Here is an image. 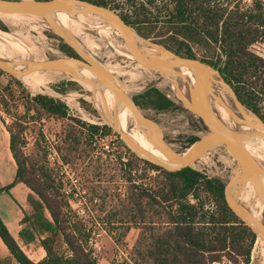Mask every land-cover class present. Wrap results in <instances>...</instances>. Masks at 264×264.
Here are the masks:
<instances>
[{"label": "trees", "instance_id": "obj_1", "mask_svg": "<svg viewBox=\"0 0 264 264\" xmlns=\"http://www.w3.org/2000/svg\"><path fill=\"white\" fill-rule=\"evenodd\" d=\"M83 1L118 11L145 38H149L148 29L159 27L164 36L158 43L182 57L197 59L194 45L218 47L224 58L220 73L235 88L243 104L264 120V58L250 49L256 42L264 40V2L255 0L254 5L246 9L242 7V0ZM0 29L6 31L2 25ZM81 48L87 51L85 47ZM62 49L70 57H80L68 44L63 43ZM214 64L211 67H216ZM6 91L15 99L11 88ZM67 92L63 91L64 94ZM25 95V115L14 126L6 125L17 164L16 179L6 189L24 183L40 200L31 199L34 210L24 220V233L29 242L39 239L47 252V258L37 264H98L89 248L90 234L79 220L73 223L68 214L73 210L71 202L64 198L50 174L35 169L38 164L28 159L22 147V134L27 129L22 122L25 116L34 112L33 119L37 120L44 116L56 120L70 119L69 106L49 96ZM136 103L142 109L157 112L178 107L154 87L139 96ZM72 120L87 127L80 120ZM88 131L90 138L102 131L113 132L108 126L102 128L98 125L88 126ZM65 142L71 151L76 149L79 139L70 132ZM129 151V161L125 163L120 158L125 182L120 196L123 212L110 213L104 222L109 226L111 237L114 232L123 230L114 237L116 243L124 241L132 226L142 224L148 231L146 249L139 250L138 244L133 254L134 257L140 255L146 264H214L224 257L232 258V254L250 257L258 235L229 207L226 185L222 180L193 168L168 171ZM140 165L145 166V170L135 174ZM148 172L156 173L149 182ZM39 173L45 178H38ZM93 191L94 195L97 194V189ZM75 217L79 219L78 215ZM0 237L20 264H36L18 245L1 216ZM59 243L67 249H59ZM135 264L141 263L135 260Z\"/></svg>", "mask_w": 264, "mask_h": 264}, {"label": "rangeland", "instance_id": "obj_2", "mask_svg": "<svg viewBox=\"0 0 264 264\" xmlns=\"http://www.w3.org/2000/svg\"><path fill=\"white\" fill-rule=\"evenodd\" d=\"M242 7H244L243 4ZM16 19L19 21H14ZM66 22L74 23L75 21L67 19ZM0 25L6 28V31L0 29L1 31L10 34L22 45L25 42L26 48H30V50L32 48L28 57H23L21 54L16 55V57L8 53V56L3 58L5 61L14 64L16 71L23 72L26 70L27 66L23 65L25 62H40L68 57L62 49L63 43L67 44V42L44 17L28 14H0ZM78 26L87 28L81 23H78ZM133 29L142 40L166 48L158 43L164 36L160 33L159 27L148 29L149 38L143 37L135 28ZM115 30L112 31V36L111 34L106 36L93 28L84 29L82 32L73 33V42L78 46L85 47L89 54L86 53V55L98 63L106 73L112 75L118 81L119 87L123 90L126 89V94L135 102L139 96L153 87L171 99L178 106L177 109L162 112L140 109L148 118L155 120L161 126L166 141L176 153L181 155L188 153L195 142L211 133L206 121L181 102L170 79L163 77L158 70L142 67L135 58L130 59L128 55L131 53L122 35L117 29ZM250 49L256 55L264 58V40L256 42ZM193 50L197 59L206 61L210 66L215 63L216 67L213 66V68L220 72V67L224 65V58L218 47L208 48L203 45H194ZM167 72L166 70L165 74L168 77ZM43 74L44 71H41L34 75L40 78H50L57 75L51 73L45 77ZM0 76L2 77V82H0V116L6 121L7 126H14L19 118L25 115V94L49 96L62 100L69 106L70 119L56 120L44 116L37 120L33 119L34 112H31L27 117L25 116V119L22 118V122L27 128L22 134L24 142L22 147L28 159L38 164L35 169L50 174L61 188V194L67 201L71 202L73 210L68 214L73 223L79 220L87 234H90L89 248L93 250L98 264H135V260L138 263L146 264L140 255L134 257L133 254L134 248L138 244L139 250L146 249L148 241L146 227L142 224L132 226L124 241L116 243L114 237H118V234L123 230L114 232L112 238L108 234L109 226L104 222L110 213L123 212V208L120 206V196L123 193L125 182L120 158L122 157L125 163L129 161L131 156L129 149L137 156H142L141 158L144 160L161 165L165 169L167 167L154 161L151 156L135 151L113 126L106 122L104 116L105 102H102L103 99H101L97 104L95 96L99 95L102 87L107 85L95 75L94 79H91L93 85L89 89L75 81L70 74H66L53 79L51 83L36 84L30 89L21 81V78H15L1 71ZM216 79L221 81L218 75H216ZM6 88H11L12 92H15V99L10 97ZM215 89L214 86V91ZM63 91L68 92L64 94ZM218 92L221 96L227 97L228 104L235 108L233 97L226 87L220 88ZM184 97L188 98L186 92ZM247 109L251 111L249 108ZM115 112L116 107L114 106L110 113L113 115ZM72 118L80 120L87 127L76 123ZM90 125H98L102 128L108 126L113 132L102 131L96 134L94 138H90L88 131ZM70 132H72L73 137L79 139L76 149L71 151L67 146L68 143L65 142ZM130 134L133 135L134 133ZM241 147L264 167L261 150L257 151L249 142L242 144ZM217 148L207 150L201 159L192 165V168L206 176L222 180L227 186L235 176L239 164L225 146L220 145ZM145 168V166L140 165L134 173L140 174ZM167 169L169 170V168ZM146 174L148 175L147 182L150 181L151 177L156 176V173L152 172ZM38 178H45V175L39 173ZM260 187L261 194L258 193V188L250 176L244 180L243 194L258 203H262L264 207V183L261 177ZM93 189H97V194L94 195ZM76 215L79 219L75 217ZM29 216L27 217L29 218ZM262 244L263 240L258 235V240L249 258L232 254V258L224 257L220 262L214 264H264ZM58 247L59 249L61 247L66 249V246L61 243Z\"/></svg>", "mask_w": 264, "mask_h": 264}, {"label": "water", "instance_id": "obj_3", "mask_svg": "<svg viewBox=\"0 0 264 264\" xmlns=\"http://www.w3.org/2000/svg\"><path fill=\"white\" fill-rule=\"evenodd\" d=\"M77 5L83 7L82 10H77L81 13L93 14L107 18L120 32L131 55L134 56L139 65L146 69L158 70L161 72L163 77L172 80V82L176 84L177 95L181 102L193 113L206 121L211 133L203 139L195 142L188 153L184 155L176 153L166 141L161 126L155 120L148 118L142 112L137 103L132 100L123 89L118 87L108 78L98 63L92 60L88 55L84 54L78 45L61 35L58 31L57 32L65 39L67 44L74 48V50L78 53L80 56L79 58L68 56L48 61H29L23 64L27 66V69L23 72L14 70V64L0 58V70L15 78H20L24 75L41 71L72 74L78 68L89 69L94 73V75L100 78L102 82L107 84L118 96V98L130 109L139 124L148 131L146 137L154 143V145L169 161L178 166L177 168H169V170L167 167L166 170L168 171H178L185 168H192V165L198 162L203 154L209 150L212 145L215 143H222L228 152L238 161V170L241 173L240 177L236 178L234 182L231 181L227 184L225 192L226 201L231 210L243 222L250 226L257 235L264 239V223L254 218L248 209L239 203L231 194L232 186L242 182L248 176L252 175V171H256L264 177V167L254 157L240 147L236 141V133L232 131L218 116H215L212 103L222 106L230 118L241 126L245 125L252 128H264V120L255 113L249 111L243 105L234 88L225 81L220 72H217L213 67L198 59L182 57L168 48H164L147 40L144 41L148 42L150 47L157 49L158 53L145 58L141 54L139 46L136 43V35H139L124 20L118 11L83 0H0V12L41 16L46 18L51 25L53 24L56 26L53 20L49 17V13L52 11L72 12L75 11V6ZM181 67L190 69L195 78L193 86H190V93H188L187 99L184 97L182 88L179 86L178 81L169 76L167 77L165 74L166 70L169 72V70ZM216 75L221 78V81L216 79ZM216 83L228 88L242 117L236 115L234 111L224 102L220 95L214 91ZM114 129L122 136L128 145L132 144L133 147L135 146V144L130 141L127 134L123 133L116 127ZM142 153L145 152L142 151ZM249 221L254 223L256 228L249 225Z\"/></svg>", "mask_w": 264, "mask_h": 264}, {"label": "bare ground", "instance_id": "obj_4", "mask_svg": "<svg viewBox=\"0 0 264 264\" xmlns=\"http://www.w3.org/2000/svg\"><path fill=\"white\" fill-rule=\"evenodd\" d=\"M82 8H83L82 6L77 5V6H75V11H72V12H64V11H52V12H50L49 17L53 20L54 24L56 25V26H54L52 24V27L56 31H58L61 35H63L64 37H66L67 39H69L72 42H73V33L74 32H82L84 29L93 28L96 31H98L99 33H102L106 36L110 35L112 33V31H114L116 29L111 24V22L103 16H95L93 14H85V13H81L80 11H77V10H82ZM0 14H12V13L0 12ZM67 19L74 20L75 22L74 23L66 22ZM78 23L86 25L87 28L78 26ZM112 35L113 34H111V36ZM106 41H108V40H106ZM108 43H109V41H108ZM136 43L139 46L141 54L145 58L158 53L157 49L150 47L148 45V42L142 40L137 35H136ZM24 44H25V42H24ZM23 45L20 44L19 42H17L13 38V36H11L10 34L5 33V32L0 30V58L3 59L4 57L8 56V53L12 54L11 56H16L18 54H21V55H23V57H28L31 54L32 48L30 50V48H26L25 45L24 46ZM79 48L81 49V51L83 53L88 54V52L86 50L82 49L80 46H79ZM128 56L130 59L131 58L134 59L133 55L129 54ZM18 63H20V62H18ZM104 72L106 73L105 70H104ZM35 73L36 72L20 77L21 81L30 89L33 88L36 84H40V83L48 84V83H51V81L53 79L60 78L61 76L66 75V74L61 73V72L44 71L43 75H45V77L51 73H56L57 75L54 77H50V78H40V77H37L36 75H34ZM168 74H169V77L178 81V84L182 88L184 96H185V92H186V94L190 93V86H193V84L195 82L194 74L191 72L190 69H188L186 67L175 68V69L169 71ZM70 75L75 79V81H77L81 85L91 89V85H93L91 79L92 78L94 79L95 75L89 69L78 68L74 73H72ZM106 75L114 84H116L119 87L118 81L112 75H110L109 73H106ZM173 84H174V87L176 88V84L175 83H173ZM215 87H216L215 92L217 94H219L218 90L220 88H223L224 86L216 83ZM220 97L224 101H226V103L229 102L227 97H224L221 95H220ZM101 99H103L102 102H105V109L106 110H105L104 116H105L106 122L109 123L110 125H112L113 128L116 127L118 129H120L123 133L127 134L130 138V141H132L133 144H135L134 147L132 144H130L131 147L135 149V151H138V152L143 151L146 154H149L155 161H157L158 163H160V164H162L168 168H177L178 167L175 163H172L168 159H160L159 158V157H165V156L154 145V143L146 137V134H148L147 133L148 131L139 124V122L136 120L134 114L118 98V96L114 93V91L108 85L102 87L101 93L99 95L95 96V102L97 104ZM212 105H213L215 116H218L232 131H234L236 133V135H237L236 141L238 142L240 147L242 144L249 142V144H251L254 149H256L257 151L261 150L260 152L263 153V160H264V128H252V127L245 126V125H243V126L238 125L237 123H235L230 118V116L227 114V112L225 111V109L222 106H220L219 104H215V103H212ZM114 106L116 107V112H115V114L112 115V113H110V110ZM126 121H127V125H126ZM128 130L137 131V132H141V133H137V134L132 135L129 133ZM220 145L224 146L222 143H215L209 149L215 150ZM238 168H237V171L235 173V176L232 178V182H234L235 179L240 177V175H241ZM250 176L254 180L256 187L258 188V193L260 192V194H261L260 177H261L263 183H264V177H262L256 171H252V175H250ZM250 176H248V177H250ZM243 191H244V180L242 182L237 183V184L232 186L231 194L239 203L246 206V208L248 209V211L252 214V216L254 218H256L257 220L264 223V207H263L262 203H258L257 201L253 200L249 196L243 194ZM248 223L253 228H256L255 224L252 223L251 221H249ZM260 238L263 240L262 245L264 248V239L261 236H260ZM258 254H259V252H258ZM263 254H264V250H263Z\"/></svg>", "mask_w": 264, "mask_h": 264}, {"label": "crops", "instance_id": "obj_5", "mask_svg": "<svg viewBox=\"0 0 264 264\" xmlns=\"http://www.w3.org/2000/svg\"><path fill=\"white\" fill-rule=\"evenodd\" d=\"M1 78L0 76V82H2ZM10 146L11 135L0 116V190L6 189L16 179L17 164ZM31 199L40 201L38 196L24 183L2 191L0 193V216L21 249L31 261L37 264L47 258V252L41 247L39 239L30 243L28 236L24 233L26 231L24 220L33 213ZM47 217L50 218V215L47 214ZM0 264H20L1 237Z\"/></svg>", "mask_w": 264, "mask_h": 264}, {"label": "flooded vegetation", "instance_id": "obj_6", "mask_svg": "<svg viewBox=\"0 0 264 264\" xmlns=\"http://www.w3.org/2000/svg\"><path fill=\"white\" fill-rule=\"evenodd\" d=\"M221 74V73H220ZM222 75V74H221ZM224 78V77H223ZM225 79V78H224ZM226 81V80H225ZM227 82V81H226ZM228 83V82H227ZM232 86V85H231ZM233 87V86H232ZM234 88V87H233ZM234 90H235V88H234ZM236 92V91H235ZM237 94V93H236ZM188 95V94H187ZM238 95V94H237ZM238 98H239V96H238ZM240 99V98H239ZM241 101V100H240ZM225 103H226V101H224ZM233 102H234V100H233ZM242 102V101H241ZM243 103V102H242ZM233 111H234V113L236 114V115H238V116H240V117H242V115H241V113H240V111L238 110V108L236 107V105H235V103H234V106H235V108L238 110V112H237V110L234 108V107H232V106H230V104H228V103H226ZM244 105V104H243ZM245 106V105H244ZM232 119V118H231ZM233 120V119H232ZM234 121V120H233ZM235 122V121H234ZM236 123V122H235Z\"/></svg>", "mask_w": 264, "mask_h": 264}, {"label": "built area", "instance_id": "obj_7", "mask_svg": "<svg viewBox=\"0 0 264 264\" xmlns=\"http://www.w3.org/2000/svg\"><path fill=\"white\" fill-rule=\"evenodd\" d=\"M257 1H262L264 2V0H257ZM255 3V0H242V4L246 9L251 8Z\"/></svg>", "mask_w": 264, "mask_h": 264}]
</instances>
